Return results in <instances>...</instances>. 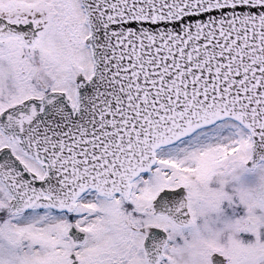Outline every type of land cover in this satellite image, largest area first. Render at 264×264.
Here are the masks:
<instances>
[{
	"label": "snow or ice",
	"instance_id": "1",
	"mask_svg": "<svg viewBox=\"0 0 264 264\" xmlns=\"http://www.w3.org/2000/svg\"><path fill=\"white\" fill-rule=\"evenodd\" d=\"M0 264H264V0H0Z\"/></svg>",
	"mask_w": 264,
	"mask_h": 264
}]
</instances>
